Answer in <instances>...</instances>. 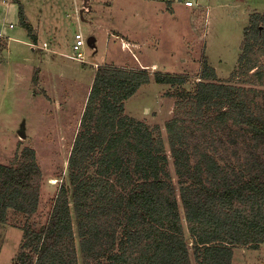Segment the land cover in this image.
<instances>
[{
	"label": "trees",
	"instance_id": "obj_1",
	"mask_svg": "<svg viewBox=\"0 0 264 264\" xmlns=\"http://www.w3.org/2000/svg\"><path fill=\"white\" fill-rule=\"evenodd\" d=\"M18 14L35 43L19 2ZM241 45V73L261 79L264 14L252 15ZM185 77L153 79L182 85ZM198 77L169 94L177 100L166 145L159 129L124 112L150 81L147 68L98 64L67 158L70 188L59 185L42 227H21L16 264H79L72 216L82 264H231L234 247L264 243V93L254 101L206 60ZM40 179L29 146L0 163V223L8 209L36 211Z\"/></svg>",
	"mask_w": 264,
	"mask_h": 264
},
{
	"label": "rangeland",
	"instance_id": "obj_2",
	"mask_svg": "<svg viewBox=\"0 0 264 264\" xmlns=\"http://www.w3.org/2000/svg\"><path fill=\"white\" fill-rule=\"evenodd\" d=\"M195 1L196 5L186 7L181 0H88L85 9L82 0L0 4V163H11L16 153L29 146L41 169L36 211L26 216L8 209L7 221L0 223V264H16L21 227L27 223L42 227L59 185L64 181L70 188L67 158L98 64L147 68L150 81L124 101V112L146 122L154 133L159 129L166 145L165 121L174 115L177 100L169 94L191 90L203 60L215 68L220 80L250 88L254 101L263 98L264 68L261 79L241 73L237 58L252 15L264 14V0ZM18 2L35 43L19 23ZM79 28L85 40L95 37L93 46L82 47L83 62L72 58ZM259 62L264 63V55ZM155 72L184 75L186 80L182 85L157 82ZM185 233L189 235L186 229ZM233 251L231 264H264V243L258 248L236 246Z\"/></svg>",
	"mask_w": 264,
	"mask_h": 264
},
{
	"label": "built area",
	"instance_id": "obj_3",
	"mask_svg": "<svg viewBox=\"0 0 264 264\" xmlns=\"http://www.w3.org/2000/svg\"><path fill=\"white\" fill-rule=\"evenodd\" d=\"M11 1H13V0H0V4L8 5ZM82 1H83V7L82 8H84L85 6L89 8V5H87L88 0H82ZM181 1H183L184 6H186V7L196 5L195 0H181ZM82 8H81V10H82ZM12 26H13V24L9 23V27H12ZM84 44H86V40H85L83 31H81V28H79L78 32H76L74 34V40L72 43V49H73L72 50V52H73L72 58L76 59L77 61H82V62L85 61L84 51L82 49Z\"/></svg>",
	"mask_w": 264,
	"mask_h": 264
},
{
	"label": "crops",
	"instance_id": "obj_4",
	"mask_svg": "<svg viewBox=\"0 0 264 264\" xmlns=\"http://www.w3.org/2000/svg\"><path fill=\"white\" fill-rule=\"evenodd\" d=\"M10 4V3H9ZM11 23V22H10ZM14 27V25L12 26V27H10V28H13ZM25 30V29H24ZM30 41H31V39H30ZM130 41V40H129ZM131 42H133V41H131ZM134 43V42H133ZM135 43H137V42H135ZM27 46L30 48V51H32V48H31V45H30V42H28L27 43ZM137 60H139L140 61V59L138 58ZM149 63V62H148ZM148 63L147 64H145V65H148ZM105 64H110V65H113V66H116V65H119V66H125V67H129V68H133V69H135V68H145V67H137V66H135V67H131V66H126V65H122V64H114V63H105ZM96 71V70H95ZM95 71H94V73H95ZM93 76H94V74H93Z\"/></svg>",
	"mask_w": 264,
	"mask_h": 264
},
{
	"label": "water",
	"instance_id": "obj_5",
	"mask_svg": "<svg viewBox=\"0 0 264 264\" xmlns=\"http://www.w3.org/2000/svg\"><path fill=\"white\" fill-rule=\"evenodd\" d=\"M94 42H95V37L93 35H90L86 38V43L89 45V46H93L94 45ZM20 135H23L22 133H20ZM190 240V239H189ZM188 240V241H189Z\"/></svg>",
	"mask_w": 264,
	"mask_h": 264
}]
</instances>
